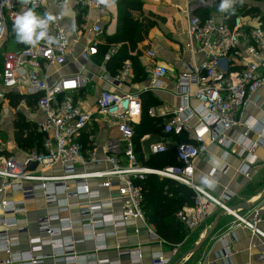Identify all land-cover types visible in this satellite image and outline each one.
I'll use <instances>...</instances> for the list:
<instances>
[{"label":"built area","instance_id":"built-area-1","mask_svg":"<svg viewBox=\"0 0 264 264\" xmlns=\"http://www.w3.org/2000/svg\"><path fill=\"white\" fill-rule=\"evenodd\" d=\"M185 3L189 39L183 51L191 55L181 61L183 71L177 77L176 86L183 104L173 111L165 131L174 135L190 131L196 143L174 145L180 166L151 168L138 163L134 140L135 126L144 109L142 98L138 93L122 90L132 75L131 62L126 60L115 75L107 69V62L120 49L118 45L110 47L97 61L104 43L103 16L109 3L29 0L25 4L22 0H0V50L4 39L14 34L15 16L28 8L41 16L45 13L55 16L49 34L57 40L54 44L42 41L35 47L21 43L3 54L0 101L5 98V88L19 92L27 86L30 93L37 94L38 105L44 112L39 131L46 140L43 151H32L22 159L0 154V253L7 256L0 264H42L48 257L76 264H120L99 258V253L108 249L107 238L114 234L106 229L124 225L129 219L146 221L145 191L140 182L151 174L193 189V205L177 213L186 231L201 226L214 207L234 214L238 224L264 240V231L259 227L264 219L260 211L254 210L246 217L237 215L222 198L212 194L210 187L199 185L189 176L194 162L207 153L205 132L209 133L211 142L229 147L231 141L224 132L234 127L258 130L263 139L264 119L242 121L240 116L250 104L257 102L258 91L264 86V24L250 26L241 15L220 12L221 0H185ZM65 6L69 14L61 15ZM144 54L151 62L147 89L157 90L163 86L169 68L154 62L156 55L152 49H146ZM197 56L202 60H197ZM99 82H106L113 89L90 91ZM193 99L198 103L194 108L190 105ZM149 114L155 116V109L151 108ZM105 119L120 135L109 138L108 153L99 155L95 133ZM195 119L193 126L191 121ZM2 146L0 137V152ZM150 150L153 155H159L169 148L167 143H155ZM35 162L37 166L33 169L31 164ZM89 164L97 168L86 169L84 166ZM55 166L60 167V172H46ZM247 166L248 163L242 166L245 174ZM91 180L98 182L96 187H92ZM105 188L118 191L120 211H115V198L111 194H102ZM9 191L22 192L23 200L9 199L6 196ZM38 195L59 211L41 216L40 236L30 239L29 250H17L20 234L28 231L19 226L18 216L26 212L25 202ZM71 198L76 202L71 203ZM73 207L79 209V219L61 216V212H69ZM77 223L83 229L81 240L66 235ZM85 240L95 242L94 251L80 253L76 249V243ZM222 241H226L225 237ZM45 245L51 246V254L41 255ZM176 252L177 248H173V255ZM121 255L129 257V264L142 261L138 248ZM171 262L161 252L152 256V264Z\"/></svg>","mask_w":264,"mask_h":264},{"label":"crops","instance_id":"crops-1","mask_svg":"<svg viewBox=\"0 0 264 264\" xmlns=\"http://www.w3.org/2000/svg\"><path fill=\"white\" fill-rule=\"evenodd\" d=\"M140 1L142 2V7L140 10L134 12V17L140 18L141 20L149 19L153 23L145 40L137 45L138 50L141 52L140 61L148 74V66L151 62L144 53L146 49H152L156 55L154 62L158 65L168 67L169 74L164 79V84L161 88L149 90L147 89L149 85V74L145 83L139 85L138 82H134L133 64L130 59H127L131 62L132 75L129 77L130 79L128 78V80L124 82L122 90L125 92L138 93L142 98L143 106L145 101L143 97L144 93L153 94L157 98V104L150 105L146 110V114L152 119H163L164 124H166L174 115L173 111L183 104L182 95L179 93L176 84L178 75L183 71L181 61L185 58H189L191 55L189 52L183 51L189 39L188 18L184 12L186 3L185 0ZM238 3L239 2L236 4ZM111 4L110 0L105 12L108 13ZM240 4L241 7L234 11L235 15H241L244 22L250 26L264 24V0H243V3ZM256 8H258L257 11L254 10ZM116 9L119 25L118 6ZM93 15L96 17L94 12ZM103 18L105 20V35H103V32L101 35L102 40L104 36H112L108 34V29L113 22L112 10H110V15H105ZM217 20L220 21L221 17H218ZM4 40L0 50V74L3 67V54L5 51H8L6 48L12 46L15 49L21 44L16 40L15 34H12V36ZM115 45L121 46V44H113L111 47ZM196 59L201 61L202 57L197 56ZM100 60L101 57L99 56L97 61ZM127 82L131 83H129L130 87ZM103 89L112 90L113 87L106 82H99L98 84L96 83L95 87L91 88L90 91L94 93ZM5 92V98L0 101V137L3 142L0 154L5 156H16L22 159L32 151H43L46 136L39 131V125L44 120V112L38 105V95L30 93L27 86H23L19 92L5 88ZM257 95V102L250 104L242 111L240 120L262 121L264 119V86L258 91ZM13 102H16L17 105H14ZM197 104V101L194 99L190 102L193 108L196 107ZM151 108L155 109V116L149 114ZM144 112L145 110L143 109L141 119L135 126L136 130L142 123ZM20 115L24 117L25 122L30 126L29 130L24 132L23 139L25 140L28 136L27 134L30 132L36 135L40 134L43 136L42 145L39 146L38 144H34L32 147H25L23 146L24 144L21 145L18 142L15 123ZM196 122V119L192 120L191 125L194 126ZM96 131L95 144L98 149L97 152L99 155H104L108 153L109 138L118 137L120 134L117 128L109 125L107 119H105V122H101ZM224 134L231 141L230 147L220 144L219 142H211L209 133L205 132L204 142L208 145L207 153L194 162L189 176L199 185L210 187L212 194L218 198H222L230 208H235L233 210L237 215L246 217L254 210H258L264 217V199L259 201V198L264 193V136L263 139H261L258 130H247L245 127H234L225 131ZM178 137L184 139L186 137L189 142L196 143L190 131H185L184 134L176 136L167 134L162 130L160 132L143 135L139 140L141 163L139 159L138 163L145 167L159 168L152 165L153 156L155 155L151 153V145L155 143H167L169 151L171 152L172 149H174V145L179 142ZM260 139L262 141H260ZM241 149L243 150L242 153H238ZM5 152H8V154ZM244 163H248L246 174L242 169ZM84 167L89 170L95 167L97 168V166L93 164ZM46 172H60V167L55 166L49 170L47 169ZM154 176L161 180L166 179L155 174ZM97 183L96 180H91L92 187H96ZM190 189L192 188L190 187ZM102 194L104 196H109L111 194V196L115 198L113 204L115 211H120L122 204L116 189L109 190L105 188L102 190ZM6 196L15 201L23 200V193L20 191H9ZM227 196L229 197L225 200ZM70 202L75 203L76 199L71 198ZM25 207L26 212L18 216L19 226L28 228V231L21 233L19 236L20 245L17 247V250L21 251L29 250L31 248L30 239L40 236L38 219L41 216L56 214L59 211L55 206L47 205L42 195H38L34 199L26 201ZM185 207L189 206L186 205L183 209ZM221 212V209L212 207L211 214L207 220L192 231H186L184 225L181 223L184 231L186 233L194 232L195 237L192 241L193 247L182 255L181 258H175L177 252L173 255V248H177L178 251L177 246L180 243L177 245H170L163 240L156 232L155 226L148 222L146 213L145 222L137 219H129L126 221V224L120 225L119 227H107L106 231L113 232L114 234L107 238L108 249L101 251L99 253V258L109 259L110 261L119 262L120 264H129V257L121 255V253L138 248L142 254V261L140 264H152V256L157 252H161L165 257L171 258L172 262L170 264H185L196 256L198 260L197 262H192V264H264V240L259 236L253 235L252 232L243 225L238 224L236 216L229 212L219 217V223L215 232L200 245L199 249L195 252H191L202 242L204 236L213 226L216 216ZM60 214L64 218H80V212L77 207H73L69 212H61ZM179 222L181 221L179 220ZM54 225H56V222H54ZM259 227L264 231V219L259 223ZM229 233L230 235H228ZM66 235H72L76 240H81L83 238L82 226L77 223ZM189 237L188 235L185 236L184 240ZM224 237L226 240L225 242L222 241ZM95 246L96 244L93 240H85L76 243V249L80 253L92 252L95 250ZM51 252V246L45 245L40 253L41 255H48L51 254ZM6 257L5 253H0V262L6 259ZM42 264L76 263L67 262L65 260H55L54 258L48 257L44 259Z\"/></svg>","mask_w":264,"mask_h":264},{"label":"trees","instance_id":"trees-1","mask_svg":"<svg viewBox=\"0 0 264 264\" xmlns=\"http://www.w3.org/2000/svg\"><path fill=\"white\" fill-rule=\"evenodd\" d=\"M117 3L119 11V25L117 32L112 36H106V43L100 46V57L113 44H121V48L109 62H107V69L112 75L123 68L124 62L130 59L133 64L134 82L144 81L147 79L148 74L145 71L141 61V52L138 50L137 45L142 43L151 26L152 21L149 19H140L134 17V12L138 11L142 7L140 0H114ZM235 10L241 7V4H235ZM258 8L254 9L257 11ZM232 12V11H231ZM232 14H234L232 12ZM144 116L142 123L139 125L135 132V144L137 157L141 163V154L139 140L147 133L163 132L165 131L164 120L160 118H149L146 114V110L150 105L157 104V98L151 93H144ZM17 105L16 102H13ZM17 127V140L18 142L27 147L43 143V136L36 135L33 132L28 133L24 140V132L29 130L30 126L22 115L19 116L15 123ZM169 134V133H167ZM173 136H176L170 133ZM184 134V133H183ZM182 135V134H181ZM184 137V136H183ZM178 141L189 142L185 137H178ZM182 138V139H181ZM172 152V154H171ZM167 151L164 154L153 156L152 165L159 168L175 165L180 166V162L177 159L175 149ZM8 154V152H5ZM145 191L144 210L149 223L155 226V230L158 235L170 245H177L181 243L185 238V231L181 222L177 218V213L183 209L184 206H192L194 202V191L190 187L174 181L172 179H164L149 175L145 180L141 181Z\"/></svg>","mask_w":264,"mask_h":264},{"label":"clouds","instance_id":"clouds-1","mask_svg":"<svg viewBox=\"0 0 264 264\" xmlns=\"http://www.w3.org/2000/svg\"><path fill=\"white\" fill-rule=\"evenodd\" d=\"M23 3H28L29 0H22ZM110 0H101V3H109ZM243 3V0H221L219 5L220 12L235 11V4ZM114 3V0H111ZM61 15H68L69 9L67 6L60 13ZM55 21V16L50 13L38 15L35 10L28 8L18 13L13 21V32L18 42L37 46L42 41L47 44L57 43L54 36L49 34L50 25Z\"/></svg>","mask_w":264,"mask_h":264},{"label":"rangeland","instance_id":"rangeland-1","mask_svg":"<svg viewBox=\"0 0 264 264\" xmlns=\"http://www.w3.org/2000/svg\"><path fill=\"white\" fill-rule=\"evenodd\" d=\"M117 3L114 2L111 4L110 6V9H108V13L107 12H104V16L105 15H110V10H112V14H113V22L112 24L110 25L109 29H108V34L109 35H113L117 28H118V14H117ZM264 23V22H263ZM255 24V23H254ZM252 24V25H254ZM257 25V24H256ZM105 35V31H104V34ZM103 40L105 41V36L103 37ZM8 50H14V48L12 46H10L9 48H6ZM130 79V78H129ZM147 80H144V81H138L139 85L141 83H145ZM130 82H127V84H129ZM131 84V83H130ZM130 84H129V87H130ZM191 233V232H190ZM189 232H185V236H190L188 239L186 240H183L184 242L180 243L177 247H178V251H177V254H176V257L175 258H181L182 255H184L189 249H191V247H193V244H192V241L193 239H195L194 237V232H192L190 234ZM198 258L197 256L194 257L191 261H188L186 262L185 264H192V262L196 261L197 262Z\"/></svg>","mask_w":264,"mask_h":264},{"label":"water","instance_id":"water-1","mask_svg":"<svg viewBox=\"0 0 264 264\" xmlns=\"http://www.w3.org/2000/svg\"><path fill=\"white\" fill-rule=\"evenodd\" d=\"M37 166V163L35 162V163H33V164H31V168H35ZM264 199V193L261 195V197L259 198V201H261V200H263ZM240 207H247V206H240ZM231 210H233V209H235V208H230ZM234 211V210H233ZM227 211H222L221 213H219V215H217L216 216V218H215V221H214V223H213V226L211 227V229L209 230V232L204 236V238H203V240H202V242L197 246V247H195L191 252H195L197 249H199L200 248V245H202V243L204 242V241H206L214 232H215V230H216V228H217V226H218V223H219V217L222 215V214H224V213H226Z\"/></svg>","mask_w":264,"mask_h":264}]
</instances>
